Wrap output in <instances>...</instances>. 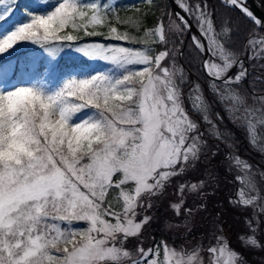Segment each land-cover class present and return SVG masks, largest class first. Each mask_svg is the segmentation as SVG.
<instances>
[{
  "label": "snow or ice",
  "instance_id": "1",
  "mask_svg": "<svg viewBox=\"0 0 264 264\" xmlns=\"http://www.w3.org/2000/svg\"><path fill=\"white\" fill-rule=\"evenodd\" d=\"M142 3L145 11L122 17L111 0H0V264H205L199 246L177 250L153 238L146 249L140 237L153 219L147 210L154 198L200 160L205 133L223 139L216 122L223 117L212 118V103L246 127L250 144L264 152L257 132L264 95L253 83L249 104L241 90L249 75L242 57L264 60V15L248 0H221L246 21L241 53L233 46L240 23L217 16L207 0H173L150 27L144 20L156 5ZM21 9L22 19L14 20ZM186 36L202 58L214 101L177 62ZM64 57L72 62L62 63ZM92 61L110 67L96 71ZM227 159L243 173L229 203L254 210L245 219L251 235L239 239L264 247L255 235L256 212H264L256 172L237 155ZM203 186L179 183L170 207L180 215L185 192ZM133 238L137 246L130 250ZM207 253V264H246L222 230Z\"/></svg>",
  "mask_w": 264,
  "mask_h": 264
},
{
  "label": "trees",
  "instance_id": "2",
  "mask_svg": "<svg viewBox=\"0 0 264 264\" xmlns=\"http://www.w3.org/2000/svg\"><path fill=\"white\" fill-rule=\"evenodd\" d=\"M130 2V4L135 3V8H143L140 9L141 12L145 11L147 9V5L142 3V0H127ZM30 0H21V3H29ZM154 3L156 7L152 9V12L155 13V15L149 14L144 22L147 26H152L155 21L156 17L160 15L161 8L166 4L168 9L171 8V4L169 0H154ZM144 4V6H143ZM208 6L209 10L213 11L217 16H220L222 14H227L231 16L234 20H237L238 23H240V30L237 33H234L233 40H234V48L238 50V47H241V53L244 51V44L247 40V31H246V21H243L242 18L239 17V13L235 10H232L231 8H226L222 5L221 1L216 0H208ZM122 17L127 16H134L129 15L128 11L125 10V6H122L120 9ZM137 15V13L135 14ZM23 17V11L18 10L14 16V20L22 19ZM123 28V27H122ZM82 35V34H81ZM93 39V40H101L106 42L104 37L98 36V37H83V40L86 41V39ZM187 40V39H185ZM66 58V57H65ZM64 62V61H63ZM62 62V63H63ZM71 62H65V64H70ZM264 60H253L251 63H249V71L250 74L248 76L247 81H244V87L245 92L249 95L251 98V94L253 93V83H255V90L257 95H263L264 94V82H257L255 78L257 76H260L262 79H264V67H260V65H264ZM192 73V71H191ZM194 74V73H192ZM193 79H197L200 81V79L197 77V75L193 76ZM203 90L205 94L210 97L208 100L214 101L213 95L209 93L208 91V85L203 83ZM251 103V101H248V103ZM219 112L220 115L223 117L222 121L217 120V124L219 126L220 132L222 134L223 139H216L214 137L209 136L207 133H205V139L207 140V145L203 149L201 153L200 160L196 163V166L194 168H189L188 171H186L183 175L180 176L179 180H182L184 182H193L198 183L200 181V178L204 176V174L211 175L213 173V176L210 178V184H204V186L199 189L197 192H194L197 196L200 193L201 190H205L204 198L202 200V203H204L203 206V215L204 219L202 223L197 222L194 225H198L197 231H192L191 234H189V238L192 240H197L198 237H203L204 239L206 236H211L213 238V241L215 239L216 232L213 230V226L215 227L222 226L224 221H227V224L235 225L237 224L234 221V213L232 204L229 203L230 197H232L233 192H235V189L237 188L236 181L232 180L228 170L226 169V155L228 152L234 153L238 155L241 158H246L250 164L253 166V168H256L257 171L264 172V152H261L258 150V148L253 147L248 139L247 130L244 127H240L234 124V122L229 119L228 115L224 111V109L221 107L218 103H212V116L214 120L216 119L215 113ZM199 120V117H197ZM205 128V125L201 121V128ZM264 133V130L261 129V134ZM215 153V155H213ZM259 175V174H258ZM215 176V179L213 178ZM259 179H261V183L264 185V179L259 175ZM176 182V181H174ZM174 186V185H173ZM176 188L175 186L173 190H170L169 194L173 192L169 200L162 199V196L160 197L162 199L161 204L159 203V207L155 209L153 214L151 215L153 217L152 221L149 225L145 226V232L141 234L140 239L143 241V245L145 247H149L153 245V242H159L161 240L166 241H174L172 240V237H169L166 235V232L164 230V223L166 219L175 218L177 219L178 215H176L175 211L170 207L171 202L175 200V198H178L176 194ZM235 194V193H234ZM198 201V200H197ZM199 203V202H198ZM189 206H193V203L187 202ZM258 219L261 224H264V216L257 211ZM201 216V217H202ZM249 216H253L252 214ZM154 238V240H153ZM182 238H179L176 243H178ZM198 241V240H197ZM258 255L259 259L264 257V247H261L258 249Z\"/></svg>",
  "mask_w": 264,
  "mask_h": 264
},
{
  "label": "rangeland",
  "instance_id": "3",
  "mask_svg": "<svg viewBox=\"0 0 264 264\" xmlns=\"http://www.w3.org/2000/svg\"><path fill=\"white\" fill-rule=\"evenodd\" d=\"M136 1H138V0H136ZM216 1H221V0H216ZM111 2L113 4H115L117 9L119 10L120 15H121L120 9L122 8V6H125V10L128 11L129 15H135L136 14V11H135L136 9H134L136 7L135 3L130 4V2H128L127 0H111ZM193 2H194V0H193ZM248 2L251 5L249 0H248ZM207 3H208V0H207ZM143 6H144V4H143ZM162 8L168 9L166 4ZM139 9H143V8H139ZM168 10L171 11L172 9L171 10L168 9ZM121 30H124V29L121 28ZM129 31H132L134 34H137V33H135L134 29H129ZM186 37H182V39L184 40V44L181 48V52L183 53V55H179L177 57V62L185 69L190 81L198 82V83H200L201 86L204 85L203 83H205V82L208 85L209 77L202 71V58H198L196 56V54L193 52V50L189 47L190 36L188 38H186ZM171 39L177 40V44L179 43V40L175 36H172ZM185 39H187V40H185ZM86 41L104 42L101 40H93L91 38L86 39ZM104 43H114V44L123 43L124 46H132V45H127L126 42H119V41L106 40V42H104ZM134 47H139V45H134ZM155 47H157L159 49L160 46L156 45ZM169 47H172V45L170 44ZM237 51L241 52V47H238ZM65 62H72V61L69 60L68 57H66V58L64 57L63 63H65ZM89 65L92 69H95L96 71H107V69L110 67V65H108L106 62H103V61H92V62H89ZM245 66H246V63H245ZM191 71L194 74H192ZM235 71L236 70H234L233 72H235ZM194 75H197V77L200 79V81H198L197 79H193ZM243 85H244V82L241 85V90L245 91V87ZM202 88H203V86H202ZM208 91L210 94H212L211 91L209 90V86H208ZM187 92H188V87L186 86L184 88L185 105H186V107H189V110H190V105L188 104V101H187ZM204 94H205V92H204ZM205 96L207 97V99L210 98V97H208L207 94H205ZM248 97H249V95H248ZM213 98H214V96H213ZM248 101H251L250 97H249ZM251 103L249 102V104H251ZM256 106L259 107V105H256ZM197 117H195V118L197 119ZM212 118H213V116H212ZM234 124L237 126H240L238 122L234 123ZM244 128L246 129V127H244ZM201 129L203 130V127ZM261 129L264 130V126H258V128H257V132H258L259 136L261 137L259 143L264 144V133L261 134ZM229 154H233V155H236V154L228 152L226 155V160H225L226 169L228 170V173H229L231 179L236 181V183L238 184L237 188L235 189V192H233V194H232V197H230V199H235L236 198V191L242 187L241 183L236 180V177L238 175H243V173L239 172L235 167H230V161L227 159ZM241 159L247 161L250 164V162L246 158H241ZM252 170L254 172H256L254 179L256 182V186L260 190L261 197H262V199H261V201H259V203L264 204V185L261 183V179H259V175H258L259 171H257L256 168H253ZM212 176H213V173H211V175H208L206 173V174H204L203 177L200 178V181H204V184L205 183L210 184L209 182H210V180H211L210 178ZM179 178H180V176L173 178L172 184L166 189V193L162 196V199L164 198L166 200H169V198L172 196L170 194L173 193V192H171L169 194L170 190H173V188L175 186H177L179 183H184V181L179 180ZM213 178L215 179V176ZM174 181H176V182H174ZM204 191L205 190H201L200 193L198 194V196L195 193L185 192L184 205H183V208L181 210L180 215H178L177 219H175V218L171 219L169 217V219H166L165 223H164V226H165L164 230L166 232V235L169 237H172V240H174V241H171V240L170 241L164 240V241H166L171 247H174L177 250L184 249L185 251H189V252L198 246L201 247L202 248L201 256L204 258L205 264H207V258H208L207 248L209 247L210 244L215 243V240L213 242L212 235L211 236L207 235L205 239L203 237L202 238L198 237V239H197L198 241L197 240L195 241L193 239L191 240L189 238V234H191L193 230L195 232L197 231L198 225H194V224H196L197 222L202 223V221L204 219V216H202L203 215L202 214L203 213V206H204V203H202V200L205 197ZM162 199L160 197L154 198L155 202H154L153 207L147 210L148 215L151 216L153 214L155 209L160 206L159 203L161 204ZM174 202H178V198H175V200L172 201L171 204ZM187 202L193 203V206L192 205L189 206L187 204ZM232 208H233V212H235L234 213V221L237 224L230 225V224H226V221H224L222 226L215 227V225H214L213 230L216 232V235H220L221 230H222V234L228 239V241H229V243L233 249H235L233 247L234 245H236L237 247H240L244 250L254 249L256 251L257 259H259V255H258V249L259 248L245 246L242 244V242L239 239V237L241 235H245V236L251 235V233H250V231H249V229L245 223V219L246 218H249V219L253 218V216H249L251 214L253 215V211H254L253 208L252 207L241 208L239 206H233V205H232ZM184 209H192L191 215H188L184 211ZM260 213L264 216V212H260ZM258 214L259 213L256 212L257 218L259 217ZM255 223H256V220L253 219V224L255 225ZM81 226H83V225H81ZM144 232H145V228H144L142 233H144ZM255 235H256L257 240L260 241V243L262 245H264V224H261V223L259 224L258 231L256 232ZM179 238H182V239L178 243H176ZM136 246H137V240L135 238L131 239L127 244V247L130 250H134L136 248ZM145 248L147 249V247H145ZM235 250H237L241 254V251H239L237 248ZM252 259H253V262L250 263V261H249V263L246 262V264H264V257L259 259L258 261H256V258L252 257ZM244 261H245V259H244Z\"/></svg>",
  "mask_w": 264,
  "mask_h": 264
},
{
  "label": "water",
  "instance_id": "4",
  "mask_svg": "<svg viewBox=\"0 0 264 264\" xmlns=\"http://www.w3.org/2000/svg\"><path fill=\"white\" fill-rule=\"evenodd\" d=\"M249 1L251 3L252 8L258 15H264V7H258V5H260L261 3V0H249ZM169 2L172 5V7H174L173 0H169ZM193 31H195V28L193 29Z\"/></svg>",
  "mask_w": 264,
  "mask_h": 264
},
{
  "label": "flooded vegetation",
  "instance_id": "5",
  "mask_svg": "<svg viewBox=\"0 0 264 264\" xmlns=\"http://www.w3.org/2000/svg\"><path fill=\"white\" fill-rule=\"evenodd\" d=\"M239 249V248H238ZM241 250H244V249H242V248H240ZM243 253H244V255H248V257H247V262L249 263V261H250V263L251 262H253V259H252V257L253 258H257V255H256V251L254 250V249H247V250H244L243 251ZM256 261H257V259H256Z\"/></svg>",
  "mask_w": 264,
  "mask_h": 264
}]
</instances>
